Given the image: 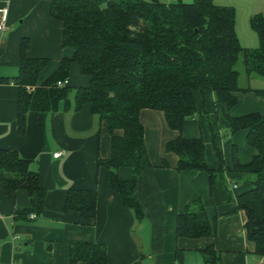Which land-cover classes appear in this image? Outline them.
<instances>
[{
	"label": "crops",
	"instance_id": "obj_1",
	"mask_svg": "<svg viewBox=\"0 0 264 264\" xmlns=\"http://www.w3.org/2000/svg\"><path fill=\"white\" fill-rule=\"evenodd\" d=\"M215 2L233 6L224 0ZM50 7L51 0H0V10H8L5 28L0 30V148L16 150L30 160L46 190L40 210L39 193L19 190L11 199L0 186V264H71V245L83 242L105 245L108 264H206L203 250L210 247L219 256L217 264H264V256L255 253L256 244L245 228L246 212L237 201L239 194L251 189L252 177L234 168L235 149L241 164L251 162L258 149L249 143L247 130L230 131L227 117L264 113V97L254 91L263 90L264 82L257 83L244 72L246 85H242L240 73V86L252 90L238 91V101L230 110L218 102L214 91H196L197 114L186 120L182 131L169 125L162 110L141 111L153 166L138 178L136 194L144 211L140 219L124 205L121 194L108 187L107 170L99 164L101 158L112 154L107 122L93 113L89 103L76 109L75 91L70 93L69 107L62 102L55 111H28L26 131L18 132L20 89L15 78L22 40L30 39L29 56L50 58L40 73L39 85L57 71L64 57L73 55L71 48L62 45V23L51 16ZM253 15L255 10L249 9L240 19L237 11L238 36L248 48L259 46L250 23ZM67 81L65 85L75 89L88 85L90 78L72 62ZM180 135L203 139L206 162L220 173L213 182L206 171L176 169L179 156L168 152L166 146ZM218 151L223 159L221 171ZM57 152L61 156L55 157ZM164 161L168 165L164 166ZM133 176V167L119 169L121 180ZM70 189L97 190L94 222L78 211L65 210ZM196 200L216 221V234L178 237V215Z\"/></svg>",
	"mask_w": 264,
	"mask_h": 264
},
{
	"label": "trees",
	"instance_id": "obj_2",
	"mask_svg": "<svg viewBox=\"0 0 264 264\" xmlns=\"http://www.w3.org/2000/svg\"><path fill=\"white\" fill-rule=\"evenodd\" d=\"M50 13L62 23V45L71 48L73 55L64 57L57 71L39 85L40 73L50 58L29 56L30 39L22 40L20 70L15 78L20 89L18 132L25 133L30 110L55 111L62 102L70 106L73 88L59 86L58 81L67 80L71 63L77 62L90 81L74 89L75 108L89 103L93 113L107 122L112 154L101 158L99 164L107 170L108 187L120 193L124 205L141 219L144 211L136 194L138 178L153 166L141 111L162 110L169 125L182 131L186 120L197 114L196 91H214L226 109L234 107L238 91L252 90L240 86V60L248 78H264V15L251 17L259 46L248 48L238 36L236 7L215 0H51ZM254 91L264 97V89ZM227 117L230 131L247 130L249 143L258 149L247 164L239 162L235 149L234 168L252 177L251 189L239 194L237 201L246 212L245 228L256 244L255 253L264 256V113ZM166 150L179 156L178 171H206L212 182L220 174L209 168L202 138L180 135L168 142ZM218 155L221 171L223 159L219 151ZM123 166L134 168L131 179L119 178ZM0 186L11 199L19 190L30 195L39 193V207L43 209L46 190L40 186L39 174L16 150L0 148ZM97 201V190L70 189L64 208L94 222ZM216 225L203 203L196 200L178 215L176 233L178 237L210 236L216 234ZM203 253L206 264H217L219 256L214 248H206ZM79 261L108 264L106 246L74 243L70 263Z\"/></svg>",
	"mask_w": 264,
	"mask_h": 264
},
{
	"label": "rangeland",
	"instance_id": "obj_3",
	"mask_svg": "<svg viewBox=\"0 0 264 264\" xmlns=\"http://www.w3.org/2000/svg\"><path fill=\"white\" fill-rule=\"evenodd\" d=\"M159 1H166V0H159ZM184 2H192L193 0H182ZM224 1H228L229 3H232L233 6L236 7V10L239 13V18L241 19L243 17V15L245 14V12H248L249 9H252L253 11L255 10V14H263L264 15V0H224ZM240 22V20H239ZM237 68L238 70L241 71V84L242 85H246V75H245V71H244V65L242 60H240V62L237 64ZM256 81L257 83L264 82V78L262 77H256ZM74 89L72 91V93H74ZM71 93V94H72Z\"/></svg>",
	"mask_w": 264,
	"mask_h": 264
},
{
	"label": "built area",
	"instance_id": "obj_4",
	"mask_svg": "<svg viewBox=\"0 0 264 264\" xmlns=\"http://www.w3.org/2000/svg\"><path fill=\"white\" fill-rule=\"evenodd\" d=\"M170 1H177V0H170ZM0 12H1L0 30H4L5 21H6V18H7L8 10L7 9H2V10H0ZM67 82H68L67 80H64V81L60 80V81H58V85L59 86H63L65 84H67ZM29 89H32V87H29ZM61 154H62L61 152H57V153L54 154V156L55 157H59V156H61ZM234 187H237V185H234ZM32 218H36V215H33Z\"/></svg>",
	"mask_w": 264,
	"mask_h": 264
}]
</instances>
